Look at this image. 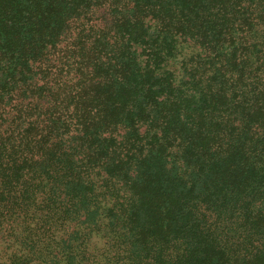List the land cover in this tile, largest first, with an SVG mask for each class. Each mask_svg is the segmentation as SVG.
Masks as SVG:
<instances>
[{"label": "trees", "instance_id": "obj_1", "mask_svg": "<svg viewBox=\"0 0 264 264\" xmlns=\"http://www.w3.org/2000/svg\"><path fill=\"white\" fill-rule=\"evenodd\" d=\"M0 264H264V0H0Z\"/></svg>", "mask_w": 264, "mask_h": 264}]
</instances>
